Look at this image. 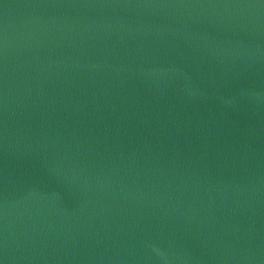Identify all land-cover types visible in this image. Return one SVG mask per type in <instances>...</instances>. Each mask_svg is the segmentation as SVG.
I'll list each match as a JSON object with an SVG mask.
<instances>
[{"label": "water", "instance_id": "water-1", "mask_svg": "<svg viewBox=\"0 0 264 264\" xmlns=\"http://www.w3.org/2000/svg\"><path fill=\"white\" fill-rule=\"evenodd\" d=\"M2 264H264V0H0Z\"/></svg>", "mask_w": 264, "mask_h": 264}, {"label": "snow or ice", "instance_id": "snow-or-ice-1", "mask_svg": "<svg viewBox=\"0 0 264 264\" xmlns=\"http://www.w3.org/2000/svg\"><path fill=\"white\" fill-rule=\"evenodd\" d=\"M0 264H2V261H0Z\"/></svg>", "mask_w": 264, "mask_h": 264}]
</instances>
